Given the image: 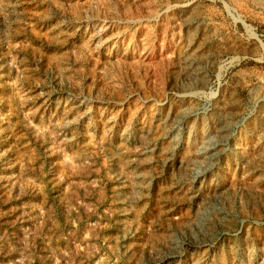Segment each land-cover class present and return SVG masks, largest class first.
<instances>
[{
  "label": "rangeland",
  "instance_id": "obj_1",
  "mask_svg": "<svg viewBox=\"0 0 264 264\" xmlns=\"http://www.w3.org/2000/svg\"><path fill=\"white\" fill-rule=\"evenodd\" d=\"M0 264H264V0H0Z\"/></svg>",
  "mask_w": 264,
  "mask_h": 264
}]
</instances>
